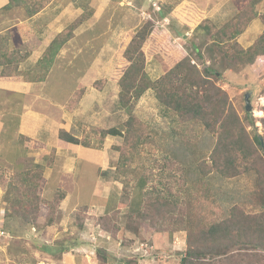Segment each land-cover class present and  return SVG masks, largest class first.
Wrapping results in <instances>:
<instances>
[{
  "label": "rangeland",
  "instance_id": "1",
  "mask_svg": "<svg viewBox=\"0 0 264 264\" xmlns=\"http://www.w3.org/2000/svg\"><path fill=\"white\" fill-rule=\"evenodd\" d=\"M69 1H53L65 6H62V14L65 13L61 21V26L67 25L63 30L64 38L68 36L69 26L80 16L86 14L87 19L73 31L67 53L47 72H40V75L32 72L31 77L38 81L50 73L43 80L47 87L44 94L61 104L70 133L88 143L89 148L73 149L76 157L64 145H60V149H47L50 153L41 157L43 149L34 153L23 152L22 155L25 142L17 137L16 119L7 118L13 119L9 126L14 131L8 130L3 134V140L0 138L4 141L0 149V264H37L45 261L48 253L45 249L53 248L57 241L70 243L69 238L80 234L83 236L81 248L74 249L75 253L69 251L63 264L70 263V253L82 257L77 264H103L96 257L99 249L116 259L110 264H121L125 259L137 264H179L187 246L184 231L159 233L147 223L138 224L137 212L144 208L146 197L139 190L142 183L146 186L144 191L153 196H170L169 199L183 206L191 203L193 213L207 223L222 221L234 206H239L247 214L264 213V206L254 200L257 174L242 173L231 179L214 173L206 176L199 165L207 160L215 137L200 125L181 124L176 115L166 113L151 90L134 106L133 113L140 123L139 126L136 124L140 135L136 139L140 140L135 147L125 146L121 137H107L101 142L98 133L110 128L122 130L129 119L119 104L118 79L129 65L124 51L140 27L147 22L154 24V30L143 47L145 71L151 80L163 75L164 64L173 67L174 62L182 54L187 56L188 52L192 63L203 70L211 63L205 60L201 65L193 44L198 45L205 35H198L195 39L192 31L206 19L214 27L226 23L237 11L232 6L234 1L71 0L72 4L66 6ZM160 6L172 11L164 18L171 20L174 14L180 24L191 28L187 39L178 36L182 24L173 26L171 21L161 20ZM255 12L257 15L264 13V0L255 6ZM27 16L24 12L17 13L13 19L24 21ZM69 19L72 20L67 24ZM33 28L35 32L37 29ZM23 30L18 32L21 38ZM263 31L264 23L255 19L238 38V43L248 48ZM37 66L38 62L31 64L32 68ZM219 72L221 75L212 76L210 80L227 93L229 103L242 119L250 138L260 136L264 143V60H260L255 68L246 67L238 72L219 69ZM248 92H252V112L244 109V96ZM46 96L42 99H48ZM48 107L49 103L44 100L39 103L41 109ZM246 114L252 115L246 119ZM82 159L89 164L83 163ZM73 165L78 171L86 166V177L79 180L78 171L70 169ZM49 166L56 172L53 173ZM30 168H40L44 172L45 199L53 198L57 191L69 193L60 204L59 220L42 233L4 217L6 202L10 199L7 183ZM50 175L55 176L47 181ZM77 181L80 193H76ZM205 188L212 194V200L200 194ZM89 193H95V198ZM84 207L87 208L86 215H83V231L76 224L75 215ZM104 217L114 226L108 229L109 232L104 228L101 230L97 223ZM116 226L120 228L117 231ZM53 260L59 264L57 258Z\"/></svg>",
  "mask_w": 264,
  "mask_h": 264
},
{
  "label": "trees",
  "instance_id": "2",
  "mask_svg": "<svg viewBox=\"0 0 264 264\" xmlns=\"http://www.w3.org/2000/svg\"><path fill=\"white\" fill-rule=\"evenodd\" d=\"M232 1H234L232 6L237 11L226 23L214 27L211 21L206 19L192 31L195 39L198 35H205L198 45L193 44V51L201 65L205 60L211 63L203 70L192 63L188 52L187 56L182 54L174 62L173 67L164 64L163 75L156 80H151L145 71L146 58L143 47L154 30V24L147 22L140 27L124 51V58L129 65L118 79L119 104L128 113L129 119L122 130L110 128L99 130L98 133L101 142L107 137H121L125 146H134L140 140L136 139L140 136L136 130V124L139 126L140 123L133 113L134 106L147 91L151 90L166 113L176 115L181 124L200 125L215 137L207 160L199 165L205 170L203 173L206 176L214 173L222 178L231 179L242 173L255 172L257 175L255 174L254 200L264 206L262 138L260 136L250 138L242 119L229 103L227 93L210 80L212 76L221 75L219 69L238 72L246 67L255 68L260 60H264V31L248 48H243L238 43V38L249 23L255 19H261L264 23V13L257 15L255 12V6L263 0ZM171 12V9L164 6L158 9V13L162 14L159 15L161 20L167 23L171 21L170 25L174 26L178 23L174 14L171 15L173 16L171 20L164 18L167 14L170 16ZM84 15L86 14L69 26L66 39L63 32L54 38L46 50L45 58L54 57L61 47L73 39L75 28L87 19ZM182 27L178 36L187 39L186 35L191 28L186 25ZM217 65L218 68L215 67ZM43 77L40 76V78ZM246 115L247 119L252 114ZM59 139L72 145L89 148L88 143L64 129L59 131ZM19 175L7 183L10 199L6 202L8 206L4 217L17 223L20 221L29 230L45 232L44 230L50 229L59 220L57 216L59 207L66 193L57 191L53 198L45 199L43 197L44 172L40 168H30ZM139 186V190L143 191L146 197L143 202L144 208L137 212L140 220L138 224L147 223L159 233L179 231L186 233L187 246L179 264H264V213L247 214L239 206H234L222 221L207 223L204 218L193 213L191 203L183 206L169 199L170 196L161 197L159 194L153 196L149 191H144L145 183ZM200 194L212 200V194L208 189L205 188ZM86 208H80L75 215L76 224L83 231L85 229L83 215H86ZM129 215L131 214L128 213ZM97 223L101 230L104 228L107 232H109L108 229L114 228L107 217L99 219ZM115 229L117 231L120 228L116 226ZM82 239L83 236L80 234L69 238L70 243L56 240V245L45 251L59 259L70 249L79 247ZM96 257L102 260L103 264L116 261L102 249L96 251ZM121 264L137 263L125 259Z\"/></svg>",
  "mask_w": 264,
  "mask_h": 264
},
{
  "label": "crops",
  "instance_id": "3",
  "mask_svg": "<svg viewBox=\"0 0 264 264\" xmlns=\"http://www.w3.org/2000/svg\"><path fill=\"white\" fill-rule=\"evenodd\" d=\"M53 1L54 0H12V2H10V0H0V138L3 140V134H6L8 130L11 132L14 131V128L9 126L13 122V119L7 118L9 116L15 117L17 124L16 127H14L17 131V137H20L25 142L22 155L23 152L34 153L37 152V149H43L40 152L41 157L50 153L47 149H52L54 147L60 149V145H64V147L69 150V153L76 157L73 149H79L80 145H72L59 139L60 130L64 129L67 132H71L70 128L65 125L66 113L62 112L60 103H55L44 94V88L47 87H45L43 80H45L50 73H48L44 79L38 81L35 77L32 78V72H37L36 75H38L40 72H47V70L54 66L56 62L67 53L66 50H68L72 42V39L67 42L54 57L45 58L46 50L54 38L63 32L67 26H61V21L64 18L63 14L65 13L62 14L63 5L61 3L60 5L58 3L55 4ZM230 1L232 2V0ZM71 4L72 1L70 0L66 6ZM63 7L65 8V6ZM24 9H26V12ZM23 12L28 15L24 21L13 19L15 14L17 15L18 13L21 15ZM175 19L177 18L175 17ZM71 20L72 19L67 20V24H69ZM24 24L25 26H22ZM178 24H180V22H178ZM183 25L184 24L181 26ZM33 26L37 29L35 32H33ZM22 30L23 33L21 38L18 32H22ZM168 32L170 31L168 30ZM37 62L39 66L32 68L31 64ZM41 83H43V85H41ZM61 84L60 81L59 85ZM44 96L48 99H42L45 98ZM43 100L49 103V107L46 110L39 108V103ZM3 143L4 141H0V149L3 148V146H1ZM81 161L86 165L89 164V162L84 159ZM50 167L52 169V166H49V168ZM85 167L83 166L78 171V167L73 165L70 169L72 172L78 171L77 173H79L78 177L80 180L86 177L85 173L87 172V168ZM55 172L54 169L53 173ZM54 176L55 175H50V177H47V181H50ZM78 182L79 181H77L75 188L76 193H80ZM65 193L66 199L69 193ZM89 194L91 198H95L96 196L95 193ZM80 248L81 247H79V249ZM71 251L75 253L74 249H71L70 252ZM68 253L69 252L64 253L61 258L58 259L59 264H63L64 260L67 259L66 255ZM70 255L71 258L68 257V261H70L69 264H77V262H80L82 259L81 256L72 255L71 253ZM52 258L54 259V257L47 253L44 257L45 261L38 262L37 264H45L46 262L47 264H57ZM64 263H66V261Z\"/></svg>",
  "mask_w": 264,
  "mask_h": 264
},
{
  "label": "water",
  "instance_id": "4",
  "mask_svg": "<svg viewBox=\"0 0 264 264\" xmlns=\"http://www.w3.org/2000/svg\"><path fill=\"white\" fill-rule=\"evenodd\" d=\"M244 102H245V110L246 112H252V105H251V97H252V92H248L244 96ZM262 147H264V143L261 139Z\"/></svg>",
  "mask_w": 264,
  "mask_h": 264
},
{
  "label": "built area",
  "instance_id": "5",
  "mask_svg": "<svg viewBox=\"0 0 264 264\" xmlns=\"http://www.w3.org/2000/svg\"><path fill=\"white\" fill-rule=\"evenodd\" d=\"M4 233L3 232H1V235H3Z\"/></svg>",
  "mask_w": 264,
  "mask_h": 264
},
{
  "label": "clouds",
  "instance_id": "6",
  "mask_svg": "<svg viewBox=\"0 0 264 264\" xmlns=\"http://www.w3.org/2000/svg\"><path fill=\"white\" fill-rule=\"evenodd\" d=\"M189 33H187V35H188Z\"/></svg>",
  "mask_w": 264,
  "mask_h": 264
}]
</instances>
